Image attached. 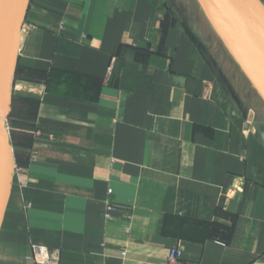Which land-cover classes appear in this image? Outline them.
I'll return each mask as SVG.
<instances>
[{"label": "crops", "instance_id": "obj_1", "mask_svg": "<svg viewBox=\"0 0 264 264\" xmlns=\"http://www.w3.org/2000/svg\"><path fill=\"white\" fill-rule=\"evenodd\" d=\"M233 57L198 0H28L0 264H264V103Z\"/></svg>", "mask_w": 264, "mask_h": 264}, {"label": "water", "instance_id": "obj_2", "mask_svg": "<svg viewBox=\"0 0 264 264\" xmlns=\"http://www.w3.org/2000/svg\"><path fill=\"white\" fill-rule=\"evenodd\" d=\"M28 0H0V223L15 155L7 119ZM264 101V3L261 0H198Z\"/></svg>", "mask_w": 264, "mask_h": 264}, {"label": "rangeland", "instance_id": "obj_3", "mask_svg": "<svg viewBox=\"0 0 264 264\" xmlns=\"http://www.w3.org/2000/svg\"><path fill=\"white\" fill-rule=\"evenodd\" d=\"M230 52L232 54L231 50ZM233 59L238 64V67H240L241 71H243L244 74L246 75L248 85L249 86L252 85L254 87L251 79L245 73L240 62L237 60L236 57H233ZM236 67H232V66L227 67V69L229 68L228 71L230 72L229 77H231V74L236 70ZM27 76L29 75L22 73L21 70L19 71V69L17 68V64H16L15 74H14V84H13V89H12L11 110H10V115L7 119V126H6L10 133L11 146H12L14 153H15V142L19 140H21L22 142H26L24 140L26 139V137H29V129H30L29 123H30V119L32 118V113L34 112L33 110H35V108L33 107V100H32L33 98L31 96L32 94L29 92L30 84L34 80ZM255 101H257L256 103L259 106L258 99L257 100L255 99ZM261 113H262L261 117L264 118L263 109Z\"/></svg>", "mask_w": 264, "mask_h": 264}, {"label": "built area", "instance_id": "obj_4", "mask_svg": "<svg viewBox=\"0 0 264 264\" xmlns=\"http://www.w3.org/2000/svg\"><path fill=\"white\" fill-rule=\"evenodd\" d=\"M112 192V189L109 190V193ZM120 207L113 203L109 202L107 206L106 215L109 216L113 212H116ZM183 257V251L178 247H172L169 253L170 264H179V261ZM35 264H60V258L52 250L44 245H33L32 253L28 256Z\"/></svg>", "mask_w": 264, "mask_h": 264}, {"label": "trees", "instance_id": "obj_5", "mask_svg": "<svg viewBox=\"0 0 264 264\" xmlns=\"http://www.w3.org/2000/svg\"><path fill=\"white\" fill-rule=\"evenodd\" d=\"M31 132H29V137H26V139L24 141L28 142L31 139Z\"/></svg>", "mask_w": 264, "mask_h": 264}]
</instances>
